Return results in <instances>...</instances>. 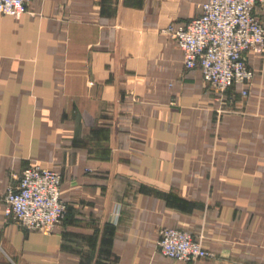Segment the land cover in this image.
Masks as SVG:
<instances>
[{"label": "crops", "instance_id": "0c3cea01", "mask_svg": "<svg viewBox=\"0 0 264 264\" xmlns=\"http://www.w3.org/2000/svg\"><path fill=\"white\" fill-rule=\"evenodd\" d=\"M204 2L0 12V264H264V56L220 98L164 31ZM31 164L62 174L69 208L52 232L4 213ZM166 226L215 256L171 260L158 245Z\"/></svg>", "mask_w": 264, "mask_h": 264}, {"label": "built area", "instance_id": "2783aa9c", "mask_svg": "<svg viewBox=\"0 0 264 264\" xmlns=\"http://www.w3.org/2000/svg\"><path fill=\"white\" fill-rule=\"evenodd\" d=\"M31 2L0 0V12L20 17ZM263 2L205 0L199 16L165 28L182 48L185 66L200 69L205 82L222 99L237 85L254 78L251 54L264 56V19L257 10ZM248 93L243 87L242 94ZM4 202L7 218L44 232H52L61 224L69 208L62 197L61 172L39 164L23 169L18 183L9 186ZM158 245L165 256L184 261L215 255L191 231L180 227H163Z\"/></svg>", "mask_w": 264, "mask_h": 264}, {"label": "rangeland", "instance_id": "374dc122", "mask_svg": "<svg viewBox=\"0 0 264 264\" xmlns=\"http://www.w3.org/2000/svg\"><path fill=\"white\" fill-rule=\"evenodd\" d=\"M170 25V24H169ZM168 25V26H169ZM164 31H165V29H164ZM166 32V31H165ZM167 33V32H166ZM169 35V34H168ZM170 36V35H169ZM171 38V37H170ZM215 256V255H214ZM214 256H211V257H204V258H212V257H214ZM168 257V256H167ZM168 258H170L171 260H175V261H184V260H179V259H175V258H171V257H168ZM204 258H199L198 260H201V259H204ZM195 261V260H194ZM188 262H193V261H188Z\"/></svg>", "mask_w": 264, "mask_h": 264}]
</instances>
